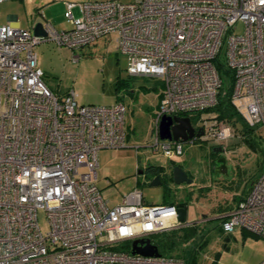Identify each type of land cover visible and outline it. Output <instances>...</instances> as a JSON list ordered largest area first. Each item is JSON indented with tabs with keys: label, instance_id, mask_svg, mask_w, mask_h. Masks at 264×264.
<instances>
[{
	"label": "built area",
	"instance_id": "1",
	"mask_svg": "<svg viewBox=\"0 0 264 264\" xmlns=\"http://www.w3.org/2000/svg\"><path fill=\"white\" fill-rule=\"evenodd\" d=\"M65 5L67 29L45 22L43 35L0 24V264H185L181 257L118 248L183 225L178 206L149 204L137 187L116 204L102 197L96 184L97 154L125 147L126 106L121 101L79 104L73 89L55 94L42 79L34 47L53 41L80 48L116 33L127 74L156 77L163 85L152 118V151L181 155L183 141L161 139L159 122L162 116L199 113L194 128L203 132L187 141L200 138L227 153L232 129L210 111L223 85L217 65L231 71L229 99L237 113L248 126L264 131V0ZM224 44L222 63L218 56ZM38 209L46 214L45 234ZM225 216L224 231L241 227L264 238V169Z\"/></svg>",
	"mask_w": 264,
	"mask_h": 264
},
{
	"label": "rangeland",
	"instance_id": "2",
	"mask_svg": "<svg viewBox=\"0 0 264 264\" xmlns=\"http://www.w3.org/2000/svg\"><path fill=\"white\" fill-rule=\"evenodd\" d=\"M83 1L93 0H7L0 3V24L7 22V15L13 14L21 28L32 29L35 23L47 22L57 30L67 29L70 24L64 16L65 2ZM72 12L77 16V7ZM236 32H240V27ZM115 38L116 33L107 34L74 49L57 46L53 41H43L34 47L38 67L43 72L42 79L55 94L64 96L73 89L79 104L110 105L121 101L126 106L125 147L101 149L97 154L96 184L102 197L109 204H116L137 187L147 203H163V185H150L152 178L144 172L145 167L160 165L169 171L171 161H175L189 177L192 176V182L178 185L170 181L167 197L182 200L188 191L196 196L188 205L185 216L187 221L198 225L199 234L195 241L180 247L179 255L185 264H258L264 259V238L241 227L224 231L221 215L228 212L222 211L224 207H234L249 192L253 181L263 171L262 151L255 152L246 145H238L236 135L230 138L226 175L212 171L208 161L210 145L200 138L183 141V152L179 156L169 157L161 149L152 151V118L163 85L156 77L129 76L127 57L118 50ZM218 58L225 62V44ZM222 80L227 87L229 78L223 75ZM189 116L193 126L197 127L196 113ZM254 128L257 134L264 136L260 126ZM261 149L264 151V139ZM198 187L204 190L199 191ZM37 221L45 234L49 226L43 209H38ZM199 235L204 239L201 246H198Z\"/></svg>",
	"mask_w": 264,
	"mask_h": 264
},
{
	"label": "trees",
	"instance_id": "3",
	"mask_svg": "<svg viewBox=\"0 0 264 264\" xmlns=\"http://www.w3.org/2000/svg\"><path fill=\"white\" fill-rule=\"evenodd\" d=\"M217 66H218L217 68H218V71L220 72L221 77L225 75L229 78V85L227 87H224V85L221 86L218 92V96H217V103L214 107L210 109V111L215 112L217 114L218 119L226 121L227 124L230 125L232 129L233 137L236 135V137L239 138L237 141L238 145H246L250 148V150L255 151V152L262 151L261 153L264 156V151L261 149V142L263 141L264 136L261 135L260 133L257 134L256 129L254 127L248 126L247 123L237 113L234 106L230 102L229 96L231 94L232 83H233L231 71L225 68L223 64H220ZM198 115L199 113H196V120H197ZM190 120H191V116H190ZM209 148H210V152H209V156H210L211 151L217 149V147L210 145ZM173 165H178V164L175 161H171V166ZM211 167L213 171V166L211 165ZM144 172H147L148 174H150L151 178L157 174H160L161 175L160 179L163 185L162 190H163L164 203L174 204L179 207H184L185 213H186V209L188 205L192 202V199L196 197V196H193L194 193L192 191H188L182 200H178V201L172 200L171 198L167 197V194L170 195L169 183L170 181H172L171 173L166 174L164 172L163 166L153 165V164L147 165L145 167ZM190 177L192 176L190 175ZM198 188H200L199 191L204 190V189H201L203 187H198ZM242 198H240L239 201ZM232 208L229 206H226L222 209V211L223 212L230 211ZM225 217L226 216L221 217L222 221L225 220ZM221 228H222V225H221ZM198 234H199L198 225L195 222H192L190 224L181 225L173 229H169L166 231L152 234L149 236V238H150L151 243H153L154 245L158 247V250L161 253V255L181 257L179 255V251H181L180 247L184 248V245L186 246L187 244H190L192 241H195ZM199 236H200L199 237L200 242L198 243V246H201V244L204 242L203 241L204 239L201 238L202 237L201 235ZM129 247H130L129 241H125L118 248H122L123 250L128 251Z\"/></svg>",
	"mask_w": 264,
	"mask_h": 264
},
{
	"label": "water",
	"instance_id": "4",
	"mask_svg": "<svg viewBox=\"0 0 264 264\" xmlns=\"http://www.w3.org/2000/svg\"><path fill=\"white\" fill-rule=\"evenodd\" d=\"M32 31L34 34H45L41 29V23H35L33 25ZM202 129L198 128L195 130L194 126L191 123V120L188 116H162L159 122V136L161 139L175 140V141H187L193 136H199L202 134ZM221 165L214 168V172L226 175L227 174V165L225 164V159L222 158ZM143 170L139 171L142 173ZM164 172L166 174L171 173L172 183L182 185L183 183L190 184L192 178L188 176L187 172L182 169L179 165L171 166L168 171L164 167ZM160 174L155 175L150 180V185H162L160 179ZM178 219L179 221L186 222L185 208L177 207ZM130 253L131 254H141L149 256H159L161 253L158 250V247L151 243L149 237L145 238H136L130 242Z\"/></svg>",
	"mask_w": 264,
	"mask_h": 264
},
{
	"label": "flooded vegetation",
	"instance_id": "5",
	"mask_svg": "<svg viewBox=\"0 0 264 264\" xmlns=\"http://www.w3.org/2000/svg\"><path fill=\"white\" fill-rule=\"evenodd\" d=\"M211 155L208 157V159L210 160L211 165L213 166V172H214V168L218 167L221 165V160L222 158L225 159V164L227 165V156H226V152H224L223 150H221L219 147H217V149L212 150ZM208 160V161H209Z\"/></svg>",
	"mask_w": 264,
	"mask_h": 264
},
{
	"label": "crops",
	"instance_id": "6",
	"mask_svg": "<svg viewBox=\"0 0 264 264\" xmlns=\"http://www.w3.org/2000/svg\"><path fill=\"white\" fill-rule=\"evenodd\" d=\"M16 15H13V14H9V15H7V22L6 23H8V22H10V23H12L14 26H19V23H17L16 22ZM33 28V27H32ZM110 34H112V33H110ZM102 38V37H101ZM99 39V38H98ZM97 40V39H96ZM138 172H139V170H138ZM164 203V202H163ZM165 204V203H164ZM229 212V211H228ZM227 212V213H228ZM227 213H223L222 215H221V217L222 216H225ZM190 223H192V221H187L186 220V222H184L183 224L185 225V224H190Z\"/></svg>",
	"mask_w": 264,
	"mask_h": 264
}]
</instances>
